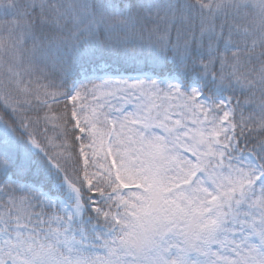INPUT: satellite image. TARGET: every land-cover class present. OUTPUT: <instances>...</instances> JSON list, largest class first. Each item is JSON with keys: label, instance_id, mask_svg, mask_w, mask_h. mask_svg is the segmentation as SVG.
Masks as SVG:
<instances>
[{"label": "snow or ice", "instance_id": "snow-or-ice-1", "mask_svg": "<svg viewBox=\"0 0 264 264\" xmlns=\"http://www.w3.org/2000/svg\"><path fill=\"white\" fill-rule=\"evenodd\" d=\"M0 264H264V0H0Z\"/></svg>", "mask_w": 264, "mask_h": 264}]
</instances>
